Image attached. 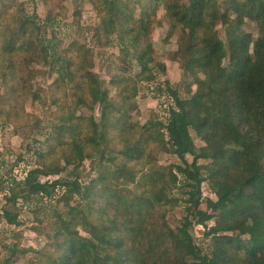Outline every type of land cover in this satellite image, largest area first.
<instances>
[{
    "label": "rangeland",
    "instance_id": "rangeland-1",
    "mask_svg": "<svg viewBox=\"0 0 264 264\" xmlns=\"http://www.w3.org/2000/svg\"><path fill=\"white\" fill-rule=\"evenodd\" d=\"M103 1L0 0V38L10 37L16 47L5 52L0 44V264H60L61 251L76 236L97 242L92 235L95 229L122 235L128 238L129 248H141L137 244L139 234L133 235L137 226L153 230L162 218L163 224L177 232L187 214L190 187L174 168L182 161L172 146L163 143L168 135L159 123L167 120L168 106L173 103L167 86L180 88L182 97L198 91L197 79L204 75L193 72L191 65L195 60L192 54L200 52L198 48L202 46L190 42L189 30L170 15L166 0H122V13L126 4L132 20L145 16L150 21L144 30L147 43L152 45L148 64L153 72L148 79L142 74L145 64L138 60L134 46L120 40L118 27L109 31L102 25L103 16H108ZM216 1L222 10L228 8L229 0ZM180 2L189 6L197 0ZM152 3L145 12L144 6ZM253 3L246 0V7ZM230 17V25H236V14L231 12ZM24 21L35 23L29 24V33L11 36V31L20 29ZM215 25L218 36L227 41L229 26L219 21ZM240 33L251 34L255 41L261 30L256 20L245 17ZM42 46L47 48L46 53L41 52ZM7 57L12 58L11 66ZM93 82L118 101L116 106L125 109L119 117L127 124V131L115 130L110 123L102 127L101 98L93 108L89 106ZM126 87L130 89L128 96L124 94ZM80 97L85 99L84 104L76 103ZM12 108L20 111L18 117L10 115ZM73 109L75 117H83L79 123L84 125V132H89L84 134H95L94 124L101 127L104 136L88 145L89 154L86 152L82 160L67 164L65 157L73 155L72 149L69 146L64 150L60 142H69L78 133L62 116ZM151 123H157L159 131L144 133L143 127ZM191 133L197 153L211 146L196 131ZM141 140L145 149L137 154L136 142ZM126 145L134 148L135 156L118 154ZM187 159L191 162L193 156L187 155ZM199 163L218 168L213 166L212 157L200 159ZM126 164L135 171L133 181L121 172ZM43 168L58 171L43 174ZM7 171L20 181L51 183L58 179L78 181L81 187L76 190L73 186H58L50 196L31 192L28 184L10 191L7 178L3 181ZM173 174L177 175L175 181ZM219 179L210 177L202 184L203 209H207V198L217 199L212 184ZM142 192L146 197L164 194L168 200L156 198L153 204L141 205L138 202ZM124 198L134 202L137 199L134 204L138 212L134 208L127 210ZM5 209L18 214L17 224H9L1 217ZM215 222L211 220L208 225ZM190 233L205 253H211L215 240L205 235L202 225L194 223ZM243 238L247 240L248 236ZM179 247L168 237L165 243H158L155 254L148 247L142 252L150 255L152 264L192 261Z\"/></svg>",
    "mask_w": 264,
    "mask_h": 264
},
{
    "label": "trees",
    "instance_id": "trees-1",
    "mask_svg": "<svg viewBox=\"0 0 264 264\" xmlns=\"http://www.w3.org/2000/svg\"><path fill=\"white\" fill-rule=\"evenodd\" d=\"M166 1L170 15L189 30L190 42L202 46L198 48L201 53L192 54L195 60L191 65L193 72H202L204 75V78L197 79L198 91L188 97H182L180 88L167 86L173 103L168 106L167 120H161L159 123L168 135V140L164 139L163 143L172 146L173 152L182 161V164H175L174 168L187 181L186 186L190 187L187 191V214L177 232L163 224L162 218L157 221L153 230L142 225L137 226L133 235L139 234L137 244L141 248H129L128 238L102 233L98 229L92 231L97 242L76 236L68 242L66 250L61 251L60 264H152L150 255L142 250L145 251L148 247L155 254L158 243H165L168 237L174 239L192 260L183 264H264V0H254L255 3L250 7H246V0H229L226 10L218 7L216 0H197V3L189 6L182 4L180 0ZM103 2L108 16H103L102 25L109 31L118 27L120 40L124 45L135 47L138 60L145 64L142 74L148 75L146 78L150 79L153 70L148 64V58L152 45L147 43L144 31L150 21H147L145 16L132 20L131 11L126 4L123 5L125 10L122 13V0ZM153 4L144 6V11L148 12ZM231 12L237 16L236 25H230ZM245 17L256 20L260 26L261 35L255 41L251 34L240 33ZM217 21L229 26L227 41L218 36L215 30ZM22 23L20 29L11 31V36H24L29 33V24H35L26 21ZM9 39L10 37L0 38L5 52L16 50L15 43ZM26 42L32 44L31 41ZM40 49L42 53L47 51L43 46ZM32 51L35 54V48L32 47ZM7 59L11 61V66L12 58ZM2 72L3 76L7 75V71ZM129 91L126 87L124 94L128 96ZM89 94L90 108L101 98L99 105L102 127L110 123L109 126L115 130H128L127 124L121 121V116L119 117L120 111L125 109L116 106L118 101H114L107 91H100L97 82L92 83ZM85 102V99L80 97L76 103ZM19 113L16 108L10 111L13 118L18 117ZM75 113L73 109L66 116H62L70 120L69 127L78 133V136H74L69 142H60L64 150L69 146L72 149L73 155L65 157L67 164L74 163L76 159L82 160L96 137L100 139L104 136L101 127L94 124L95 134H84L89 132H84V125L79 123L83 117H75ZM143 129L144 133L159 131L157 123H151ZM191 130L207 139L211 146L197 153ZM142 141L136 142L137 154L145 149ZM72 146L76 150H73ZM136 152L132 146L126 145L118 154L132 157ZM187 155L193 156L191 162ZM210 157L213 158V166L216 165L217 169L199 163L200 159ZM40 171L50 174L58 169L48 171L43 168ZM121 172L126 173L123 175L127 178L129 176V181L136 179L134 169H130L128 164ZM173 176L175 181L177 175ZM216 176L220 179L212 184V190L217 199L207 198V209H203L201 186L208 178ZM15 177L10 171L2 177L3 181L7 178L10 191L28 184L31 192L50 196L58 186H73L76 190L81 187L78 181L62 182L57 179L51 183H42L30 179L20 181ZM151 181L156 182V178L151 177ZM156 198L161 202L168 200L164 194L146 197L145 192H142L138 203L153 204L152 199ZM123 200L127 210L134 208L138 212V207L134 204L137 199L135 202L127 198ZM1 217L9 224L18 223V214L15 211L5 209ZM211 220L216 222L209 226L208 222ZM194 223L202 225L205 235L212 236L215 240L211 253H205L195 243L190 233ZM244 236H248V239H244ZM126 249L131 250L134 255Z\"/></svg>",
    "mask_w": 264,
    "mask_h": 264
}]
</instances>
